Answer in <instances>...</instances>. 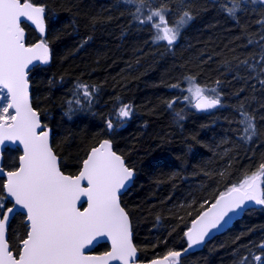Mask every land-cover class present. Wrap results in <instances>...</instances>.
I'll return each mask as SVG.
<instances>
[{
	"label": "trees",
	"instance_id": "obj_1",
	"mask_svg": "<svg viewBox=\"0 0 264 264\" xmlns=\"http://www.w3.org/2000/svg\"><path fill=\"white\" fill-rule=\"evenodd\" d=\"M33 3L45 9L44 37L26 22L21 26L28 43H47L51 60L29 73L31 102L51 128L61 170L76 174L90 149L110 140L135 173L120 202L139 260L184 251L191 221L264 163V5L237 0L239 10L230 16L233 0H150L139 14L125 0ZM160 8L172 23L184 11L192 16L171 46L154 43L155 29L135 18ZM187 77L216 89L208 94L219 95V106L196 111L182 104ZM78 84L95 89L90 98ZM123 105L131 114L121 119ZM242 113L255 125L251 139ZM19 156L17 148H6L3 167L14 170ZM27 230L25 216L15 213L7 227L14 252ZM262 244L264 205L256 204L200 250L181 255L178 264H240L245 258L257 264ZM107 249L102 243L93 252Z\"/></svg>",
	"mask_w": 264,
	"mask_h": 264
},
{
	"label": "snow or ice",
	"instance_id": "obj_2",
	"mask_svg": "<svg viewBox=\"0 0 264 264\" xmlns=\"http://www.w3.org/2000/svg\"><path fill=\"white\" fill-rule=\"evenodd\" d=\"M125 2L135 4L137 14L141 13L144 5L150 4V0ZM251 2L264 5V0ZM239 7L237 0H233V7L227 9L228 14L234 16ZM44 12V7L37 6L33 0H0V97L5 101L0 105V145L5 141L18 142L23 148L18 168L5 172L0 167V175L7 178L0 189L7 194L0 195V264H110L112 261L135 264L137 249L131 242L128 216L119 202V193L132 178L133 171L120 155L112 151L110 141L104 140L91 149L78 175H65L49 145V132L41 125L37 111L30 104L27 70L33 61L48 63L49 48L44 40L26 46L21 22L22 18L31 22L44 34ZM135 18L140 24L150 23L155 29L154 43L166 41L171 46L180 28L192 16L184 11L174 26H169L164 8L150 10L144 18L139 15ZM259 23L264 25V20ZM186 80L188 87L182 91L188 95H184L183 100L192 107L208 110L220 104L218 94H208H215L216 89L199 86L194 77H187ZM76 87L83 90L85 98H90L95 91L94 88L89 91L85 84ZM76 103L80 101L77 99ZM130 114L129 105H123L117 113L121 119ZM242 115L244 119L241 123L246 125L244 131L251 139L255 135V125L246 113ZM113 127V122L109 120L107 128ZM262 177L264 163L238 185L221 192L185 232L188 249L204 242L211 230L218 228L230 213L242 209L247 202L264 205ZM82 181H86V187L82 186ZM81 197L87 198V207L83 211L77 207ZM6 200L14 203L5 210ZM17 207L26 214L28 230L14 252L6 238V225ZM98 237H107L111 241V251L99 256L85 255V249L93 245ZM261 248L264 249V244ZM181 255L180 251H169L151 264H178ZM254 259L257 264L264 262V256H255ZM246 261L247 258L240 264H246Z\"/></svg>",
	"mask_w": 264,
	"mask_h": 264
},
{
	"label": "water",
	"instance_id": "obj_3",
	"mask_svg": "<svg viewBox=\"0 0 264 264\" xmlns=\"http://www.w3.org/2000/svg\"><path fill=\"white\" fill-rule=\"evenodd\" d=\"M37 6H41V5H38V4H36ZM23 22H26V23H28L31 27H33L36 31H37V33L40 35V37L42 38V37H44V35H45V32H44V34H41L40 32H39V30H37L36 29V27H35V25H33V24H31V22H29V21H25V20H23V18H22V22L21 23H23ZM22 27V26H21ZM23 28V27H22ZM24 29V28H23ZM24 31H25V45L26 46H32V45H34V44H37V43H40L41 42V38H39V39H37L36 41H34V42H32V43H28L27 42V32H26V30L24 29ZM48 46V45H47ZM48 48H49V46H48ZM50 60H51V53H50V48H49V61H48V63H41L40 61H33V63L31 64V65H29V69L27 70V79L29 78V73H30V71H31V69L33 68V67H35L36 65H47V64H49V62H50ZM28 83H29V101H30V104H31V106H32V108L35 110V111H37L34 107H33V105H32V102H31V86H30V82H29V79H28ZM5 92H6V90H5ZM219 106V105H218ZM217 106V107H218ZM216 108V107H215ZM195 109V108H194ZM214 109V108H213ZM196 111H206V110H197V109H195ZM208 110H212V109H208ZM11 111H13V110H11ZM38 113V112H37ZM38 116H39V113H38ZM39 119H40V122H41V125L45 128V130H47L48 132H49V145H50V147L52 148V145H51V128L49 127V126H46L43 122H42V120H41V118H40V116H39ZM104 140H108V139H103L102 141H100V143H102ZM110 141V140H109ZM100 143L98 144V145H96L95 147H98L99 145H100ZM110 143H111V141H110ZM6 148H17L19 151H20V155H22L23 154V148H22V146L21 145H19V143L17 142V143H15V144H13L12 142H10V141H5L4 142V144L3 145H0V167H2L3 169H4V171L6 172V171H12V170H6L4 167H3V152H4V150L6 149ZM94 148V147H93ZM53 149V148H52ZM92 149V148H91ZM91 149H90V151H91ZM111 149H112V151L113 152H115L114 150H113V148H112V144H111ZM54 151V150H53ZM89 151V152H90ZM89 152H88V154H89ZM55 153V152H54ZM116 153V152H115ZM87 154V155H88ZM117 155H119L118 153H116ZM57 157H58V155H57ZM86 158H87V156H86ZM85 158V159H86ZM123 159V158H122ZM124 160V159H123ZM83 162V161H82ZM124 162H125V160H124ZM58 163H60V159H59V157H58ZM126 165V164H125ZM59 166H60V164H59ZM19 167V158H18V164H17V167L16 168H18ZM81 167H82V163H81V166H80V168H79V171H80V169H81ZM129 168V167H128ZM61 169V168H60ZM132 171H133V176H132V178L128 181V182H126V187L124 188V189H122L121 190V192L119 193V202H120V195H122L130 186H131V184H132V182H133V179H134V176H135V173H134V170L132 169V168H130ZM62 171V170H61ZM79 171L76 173V174H74V175H70V174H68V173H64L63 171V173L65 174V175H70V176H75V175H78L79 174ZM0 178H3L4 179V182L6 181V176H2V175H0ZM3 182V183H4ZM82 186H87V183H86V181H82ZM5 194V196L7 195L6 193H4ZM8 199H10V198H8ZM215 202V200L212 202V203H214ZM12 203H14V202H12ZM12 203H10V206L9 207H11L12 206ZM211 203V204H212ZM211 204H209L204 210H206L208 207H210V205ZM256 204L254 203V202H252V201H249V202H247L246 203V206L245 207H243L242 209H240V210H237L236 212H234V213H230L226 218H225V220L224 221H222L221 222V224L218 226V228H216V229H213V230H211L210 231V234L208 235V236H206L205 237V240H204V242H202L200 245H196V246H193L191 249H188V242H187V247H186V249H188L186 252H193V251H196V250H200L211 238H213V237H215L216 235H219V234H221V233H223L225 230H227L232 224H233V222L234 221H236L237 219H239L242 215H243V213L247 210V209H249V208H251V207H253V206H255ZM120 206L124 209V207L121 205V202H120ZM77 207L81 210V211H83V209L84 208H86L87 207V198L86 197H81V199L79 200V201H77ZM6 210V209H5ZM125 210V209H124ZM204 210H202V211H204ZM201 211V212H202ZM125 212H126V210H125ZM200 212V213H201ZM15 213H22L24 216H25V223H26V225H27V227H28V223H27V220H26V214L22 211V210H20L18 207H17V210H16V212ZM15 213H13V214H11L10 215V218H9V221L7 222V225H6V238H7V227H8V224L10 223V221H11V219H12V217H13V215L15 214ZM200 213L193 219V220H195V219H197V217L200 215ZM126 214H127V212H126ZM127 216H128V214H127ZM0 218H2V217H0ZM128 220H129V226H130V234H131V242H132V244H133V246H134V243H133V241H132V230H131V222H130V219H129V216H128ZM192 220V221H193ZM192 221H191V223H190V225H189V227H188V229L189 228H191L192 227ZM188 229L186 230V231H188ZM186 237V236H185ZM186 241H187V237H186ZM102 243H105V244H107V246H108V249L106 250V251H103V252H99V253H94L93 252V250L99 245V244H102ZM111 241L110 240H108V238L107 237H98L97 238V240L96 241H94V243H93V245H91V246H89L88 248H86L85 249V255H90V256H99V255H102V254H104L105 252H109V251H111ZM135 247V246H134ZM185 251H181V253H182V255L183 254H185L186 253ZM166 255V254H165ZM165 255H163V256H165ZM163 256H159V257H154V258H152V259H149V260H145V261H140L139 260V257H138V252H136V257H135V264H151V262L153 261V260H155V259H159V258H162ZM110 264H119V262L118 261H112V262H110Z\"/></svg>",
	"mask_w": 264,
	"mask_h": 264
},
{
	"label": "rangeland",
	"instance_id": "obj_4",
	"mask_svg": "<svg viewBox=\"0 0 264 264\" xmlns=\"http://www.w3.org/2000/svg\"><path fill=\"white\" fill-rule=\"evenodd\" d=\"M158 19V18H157ZM168 21V24H169V26H174V23L175 22H170L169 20H167ZM179 32H180V30H179ZM179 35V34H178ZM177 38H178V36H177ZM188 87V82H186L184 85H183V88L182 89H186ZM183 93V96L184 95H188V93L187 92H182ZM183 96L182 97H180V101L182 102V104H186V106H191L188 102H186V101H184L183 100ZM5 103V101H4V99H3V97H0V105H3ZM10 112H11V110H10Z\"/></svg>",
	"mask_w": 264,
	"mask_h": 264
}]
</instances>
